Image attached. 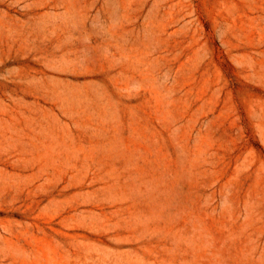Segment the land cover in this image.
<instances>
[{
  "label": "rangeland",
  "instance_id": "374dc122",
  "mask_svg": "<svg viewBox=\"0 0 264 264\" xmlns=\"http://www.w3.org/2000/svg\"><path fill=\"white\" fill-rule=\"evenodd\" d=\"M0 264H264V0H0Z\"/></svg>",
  "mask_w": 264,
  "mask_h": 264
}]
</instances>
